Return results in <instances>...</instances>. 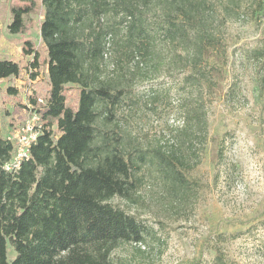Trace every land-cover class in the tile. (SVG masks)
I'll use <instances>...</instances> for the list:
<instances>
[{
	"label": "rangeland",
	"instance_id": "374dc122",
	"mask_svg": "<svg viewBox=\"0 0 264 264\" xmlns=\"http://www.w3.org/2000/svg\"><path fill=\"white\" fill-rule=\"evenodd\" d=\"M212 1L224 52L204 65L206 76L195 85L184 79L181 55L179 65L167 64L154 74L143 55L118 67L120 46L111 41L107 46L103 76L122 73L132 85L113 128L132 148L172 149L171 158L186 178L174 185L156 163L143 165L132 196H118L113 203L136 216L149 233L143 242L119 245L111 264H264V60L256 54L264 48V4ZM22 4L0 0V60L21 68L19 75L0 79L2 132L14 142L16 156L49 122L38 111L50 90L41 37L45 7L35 0L23 30L12 33L11 8ZM30 46L32 54L25 51ZM177 49L184 54L182 46ZM171 53L168 49L165 56ZM79 93L77 85L66 87L70 106Z\"/></svg>",
	"mask_w": 264,
	"mask_h": 264
},
{
	"label": "trees",
	"instance_id": "16d2710c",
	"mask_svg": "<svg viewBox=\"0 0 264 264\" xmlns=\"http://www.w3.org/2000/svg\"><path fill=\"white\" fill-rule=\"evenodd\" d=\"M22 2L11 8L12 33L23 30L25 15L35 7V0ZM42 3L41 37L48 53L50 90L38 111L49 122L16 164V146L3 135L0 108V264H111L119 245L143 242L149 233L136 216L113 203L118 196H132L143 165L156 163L174 185L184 184L186 178L171 158L172 149L166 153L132 148L113 128L117 108L130 96L132 85L122 73L103 76L107 46L110 41L120 46L118 67L124 59L143 55L154 74L167 64L179 65L181 55L184 79L195 85L206 76L204 65L224 52L214 24V4L212 0ZM32 49L25 51L32 54ZM168 49L170 57L165 56ZM256 54L264 60V48ZM32 65L38 67L36 53ZM136 65L139 68V62ZM20 70L17 62L0 60V79L17 76ZM69 84L80 89L75 106L68 104Z\"/></svg>",
	"mask_w": 264,
	"mask_h": 264
},
{
	"label": "built area",
	"instance_id": "2783aa9c",
	"mask_svg": "<svg viewBox=\"0 0 264 264\" xmlns=\"http://www.w3.org/2000/svg\"><path fill=\"white\" fill-rule=\"evenodd\" d=\"M263 4H264V0H262ZM37 135H35L34 137L31 138V140H29L26 144V148L21 151L18 156L15 157V162L16 164H19L21 159L26 157L28 155V150H29V147L31 145V142L34 141L36 139Z\"/></svg>",
	"mask_w": 264,
	"mask_h": 264
}]
</instances>
